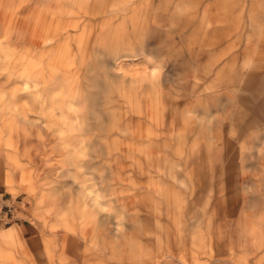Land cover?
<instances>
[{"label": "rangeland", "instance_id": "obj_1", "mask_svg": "<svg viewBox=\"0 0 264 264\" xmlns=\"http://www.w3.org/2000/svg\"><path fill=\"white\" fill-rule=\"evenodd\" d=\"M0 207V264H264V0H0Z\"/></svg>", "mask_w": 264, "mask_h": 264}, {"label": "built area", "instance_id": "obj_2", "mask_svg": "<svg viewBox=\"0 0 264 264\" xmlns=\"http://www.w3.org/2000/svg\"><path fill=\"white\" fill-rule=\"evenodd\" d=\"M9 211H10V208H8L5 211H2V208L0 207V221H2L3 223H8L10 221L9 218L11 216H9ZM10 214L12 215V213H10Z\"/></svg>", "mask_w": 264, "mask_h": 264}]
</instances>
